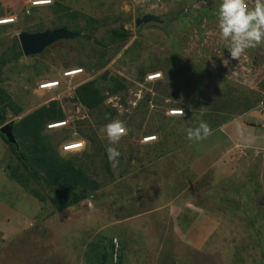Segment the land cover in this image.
<instances>
[{
  "label": "rangeland",
  "instance_id": "374dc122",
  "mask_svg": "<svg viewBox=\"0 0 264 264\" xmlns=\"http://www.w3.org/2000/svg\"><path fill=\"white\" fill-rule=\"evenodd\" d=\"M39 1L48 0H3L10 16L0 19V57L8 52L0 78L22 109L19 117L10 112L8 123L57 102L65 118L47 123L44 135L64 160L82 167L101 187L94 199L57 211L50 203L55 193L43 182L25 189L12 180L8 167H22L0 133V264H100L105 249L106 264H118L120 257V264H264L262 149L254 151L255 158L245 163L234 185L213 192H185L183 198L193 209L202 205L203 212L219 220L218 230L203 240L202 247L195 246V239L187 240L195 234V226L184 237L193 226L191 217L176 225V212L170 214V208L162 207L166 192L146 183L152 172L160 179L168 175L157 163L189 141L187 128L204 121L212 134L219 122L243 113L247 96L253 109L262 112L264 42L247 49L254 60L253 76L241 82L221 63L210 67L198 62L190 41L203 20L209 27L217 26L220 0H196L192 13H158L163 24L141 28L136 20L145 14L127 0H50L35 6ZM70 13L82 17L80 27L71 22L75 16ZM5 20L10 22L1 23ZM64 25L81 31L82 37L56 43L38 56L13 58L11 49L17 43L20 47V32ZM123 30L131 36L120 50L112 34ZM182 61L186 77L180 69ZM73 70L81 72L65 76ZM152 72L161 78L147 81ZM114 78L122 79L126 88L112 93ZM89 81H95L105 97L95 111L78 99V87ZM48 82L59 85L41 89ZM172 110L184 112L171 115ZM115 119L123 122L126 134L113 145L120 156L109 160L101 129ZM56 123L65 126L50 128ZM147 137L156 139L145 143ZM78 143L81 148L64 151ZM151 164L158 166L147 170ZM210 196L234 199L238 206L230 208Z\"/></svg>",
  "mask_w": 264,
  "mask_h": 264
},
{
  "label": "crops",
  "instance_id": "0c3cea01",
  "mask_svg": "<svg viewBox=\"0 0 264 264\" xmlns=\"http://www.w3.org/2000/svg\"><path fill=\"white\" fill-rule=\"evenodd\" d=\"M2 4L3 0L0 1L1 20L10 16V12L5 11ZM255 110L243 105L242 114L221 124L206 139L189 142L177 151L163 155L157 164L165 168L168 175L160 179L154 172L149 174L150 178L146 183L166 192L167 195L162 200L167 203L162 204V207L170 208V214L176 212V225L181 226L191 217L193 226L184 232V237L189 232L192 233L195 226V234L187 240L195 239L196 247H202L203 240H208L218 230L219 220L216 216L203 212L202 205L193 209V205L188 204L183 196L185 192H213L221 186L234 185L237 179L240 180L245 163L256 156L254 151L264 149V113ZM158 165L151 164L146 169L153 171L152 166ZM210 198L213 201L219 200L216 196Z\"/></svg>",
  "mask_w": 264,
  "mask_h": 264
},
{
  "label": "trees",
  "instance_id": "16d2710c",
  "mask_svg": "<svg viewBox=\"0 0 264 264\" xmlns=\"http://www.w3.org/2000/svg\"><path fill=\"white\" fill-rule=\"evenodd\" d=\"M70 14L71 16H75L71 22L76 27H80L79 19H82V17H79L77 13ZM63 27L69 29L68 25H64ZM138 27L141 28L140 26ZM72 31L79 34L77 38L82 37L81 31ZM92 33V31L89 32V34ZM130 36V33L126 30L122 32L114 31L112 34L113 40L120 43V50L127 45ZM11 51L15 60L23 56L18 43L12 47ZM7 55L8 52L0 57V77L2 67L7 63ZM180 66L181 72H183V75L186 77L183 61ZM111 82L112 88L110 91L112 93H117L126 88L125 82L122 79L114 78ZM77 94L79 101L89 111L99 109L105 101L103 92L96 85L95 81H89L80 85L77 89ZM244 102V106L250 109L254 108L250 105L248 96ZM10 112L19 117L22 114V109L15 103L10 93L2 86V79L0 78V123L2 126L8 123V114ZM64 118L65 115L60 105L57 102H51L48 106H43L28 114L19 122L14 123V134L19 144L18 147L10 144L2 134L10 151L16 156L18 163L22 167V170L8 167L12 180L25 189H29L30 185L34 182H43L55 193V196L50 199V203L57 211H63L86 199H94V193L101 187L100 183L93 179L82 167H79L73 161L64 160L59 155V152L52 147L49 139L44 135L47 123L62 121ZM223 123V121L219 122L220 125ZM189 142L192 143V141H188L185 145H188ZM107 169L110 171L109 166H107ZM31 193L40 202H45V199L40 197L36 191L32 190ZM218 202L230 208H237L238 206L236 200L228 197H222ZM106 251L105 249L104 253L103 250L99 258L100 264H106L108 260ZM120 263L121 257L119 258L118 264Z\"/></svg>",
  "mask_w": 264,
  "mask_h": 264
},
{
  "label": "clouds",
  "instance_id": "9594fccd",
  "mask_svg": "<svg viewBox=\"0 0 264 264\" xmlns=\"http://www.w3.org/2000/svg\"><path fill=\"white\" fill-rule=\"evenodd\" d=\"M219 35L228 41L226 48L232 59L240 57L249 48L264 42V0H220L216 12ZM106 136V148L109 160H115L120 152L113 145L126 134V127L121 120L115 119L102 129ZM211 135L209 125L201 121L196 127L186 129L189 141L199 142ZM83 143V142H82Z\"/></svg>",
  "mask_w": 264,
  "mask_h": 264
},
{
  "label": "built area",
  "instance_id": "2783aa9c",
  "mask_svg": "<svg viewBox=\"0 0 264 264\" xmlns=\"http://www.w3.org/2000/svg\"><path fill=\"white\" fill-rule=\"evenodd\" d=\"M51 2L50 0H48ZM128 3L140 14H158L165 11L181 10L184 13H192L195 8L196 0H127ZM249 4L252 0H248ZM35 5V4H34ZM46 5V4H45ZM41 6V5H35ZM191 43L195 46L196 57L198 62L212 67L215 63L223 64L229 75L238 81L246 82L253 76L254 60L248 50L235 60L230 57L228 50V41L219 35L217 26H207L206 20H203L201 26L193 31L190 38ZM161 78V74L154 73L147 77V81L153 82ZM58 86V85H57ZM55 86V87H57ZM54 88V87H53ZM42 89V87H41ZM45 90V89H43ZM260 109L264 113V101L260 103ZM171 115L183 114V111L172 110ZM51 128V127H50ZM156 137H147L145 143L152 142ZM76 149L82 147V144ZM64 147L65 152L76 149ZM260 157L264 160V149L259 151Z\"/></svg>",
  "mask_w": 264,
  "mask_h": 264
},
{
  "label": "water",
  "instance_id": "95a60500",
  "mask_svg": "<svg viewBox=\"0 0 264 264\" xmlns=\"http://www.w3.org/2000/svg\"><path fill=\"white\" fill-rule=\"evenodd\" d=\"M163 20L156 14H145L136 20L137 26L143 27L148 24H163ZM78 33L68 28H55L35 33L22 31L19 34V43L22 53L26 57L38 56L47 49L62 41L74 40L78 37ZM0 133L3 134L10 144L18 147V141L14 134V123L10 122L0 128Z\"/></svg>",
  "mask_w": 264,
  "mask_h": 264
},
{
  "label": "bare ground",
  "instance_id": "6f19581e",
  "mask_svg": "<svg viewBox=\"0 0 264 264\" xmlns=\"http://www.w3.org/2000/svg\"><path fill=\"white\" fill-rule=\"evenodd\" d=\"M45 4H48V1H39V2L35 3V5H45ZM8 22H10V20H5V21H2L1 23L6 24ZM80 72H81L80 70L69 71V72H67V74H65V76H73V75H76V74H78ZM57 85H59V83H57V82H48V83L44 84L41 87H42V89H50V88H53V87H55ZM63 126H65L64 123H56V124H53L51 126V128L52 129H58V128H61ZM77 147H79V145H72L68 149L72 150V149H76Z\"/></svg>",
  "mask_w": 264,
  "mask_h": 264
}]
</instances>
